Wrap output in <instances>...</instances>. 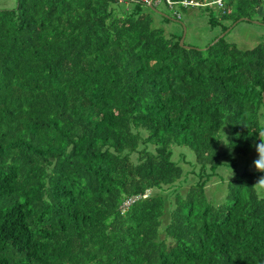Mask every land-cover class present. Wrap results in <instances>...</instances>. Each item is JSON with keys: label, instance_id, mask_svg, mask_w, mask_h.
<instances>
[{"label": "trees", "instance_id": "1", "mask_svg": "<svg viewBox=\"0 0 264 264\" xmlns=\"http://www.w3.org/2000/svg\"><path fill=\"white\" fill-rule=\"evenodd\" d=\"M172 1L219 35L264 23V0ZM121 2L0 9V264H264L237 160L264 132V40L186 48Z\"/></svg>", "mask_w": 264, "mask_h": 264}, {"label": "rangeland", "instance_id": "2", "mask_svg": "<svg viewBox=\"0 0 264 264\" xmlns=\"http://www.w3.org/2000/svg\"><path fill=\"white\" fill-rule=\"evenodd\" d=\"M216 3L220 6L221 0H218ZM121 4L125 9H129L132 6V4L130 3L129 5H127V2H121ZM16 7L17 0H0V9H15ZM158 8L156 9L157 15H153L157 24L162 26V29H164L165 32L168 34L180 33L182 35L181 41L184 40L186 43H189L191 45L188 47L197 48L199 50H205V46H207L208 44L213 45L217 40L216 39L214 42H212L215 37L219 35L218 33L220 32L221 27H217L215 30H212L209 25V18L207 14L202 13L200 9L199 12L195 13L197 14L196 17L194 13L191 14L193 18V25L185 23V27L188 25V27L185 29L184 25L182 24H184V21L187 22V20L182 19L183 21H181L177 19V15L173 12V8L168 7L163 2L158 5ZM260 14V17H262V10L260 11ZM161 17H167L170 19V21H167L166 23ZM228 31L230 32L227 34V39L230 42L236 43L241 49H253L256 45H258L261 41L264 40V23L259 19H254L251 22L244 21L237 24H232L229 26ZM220 37L221 35L218 36V38ZM182 154L187 156V159L190 160L191 155L188 153L187 150L183 149H175V160L181 159ZM254 157L255 152L253 151L252 154L248 157L239 156L237 158L240 172L243 170V168H246L248 171H253L251 169V164ZM194 179L195 177L191 176L189 182L185 183L182 190L185 191L190 186V182ZM219 183V179L214 180L210 184V189H213ZM224 190L225 189L223 188L218 193V198L222 199L223 195L225 194Z\"/></svg>", "mask_w": 264, "mask_h": 264}, {"label": "clouds", "instance_id": "3", "mask_svg": "<svg viewBox=\"0 0 264 264\" xmlns=\"http://www.w3.org/2000/svg\"><path fill=\"white\" fill-rule=\"evenodd\" d=\"M222 142L225 144L224 141ZM252 147L255 157L252 160L251 169L258 175L251 187L258 198H264V132H259V141H254Z\"/></svg>", "mask_w": 264, "mask_h": 264}, {"label": "crops", "instance_id": "4", "mask_svg": "<svg viewBox=\"0 0 264 264\" xmlns=\"http://www.w3.org/2000/svg\"><path fill=\"white\" fill-rule=\"evenodd\" d=\"M162 2H155L154 4H152L156 9L158 8V5L159 4H161ZM146 7H148L149 8V6H146ZM159 9V8H158ZM177 10L179 11V13L182 15V19H186L187 20V22H185L184 21V23H189V24H192L193 25V18H192V16H191V14H195L196 12H199V9H189V10H187L186 12H183V10H180V9H178L177 8ZM174 12V11H173ZM201 12V11H200ZM175 13V12H174ZM197 16V14H195V17ZM181 19V21H183ZM186 24V25H187ZM187 27H188V25H187Z\"/></svg>", "mask_w": 264, "mask_h": 264}, {"label": "built area", "instance_id": "5", "mask_svg": "<svg viewBox=\"0 0 264 264\" xmlns=\"http://www.w3.org/2000/svg\"><path fill=\"white\" fill-rule=\"evenodd\" d=\"M122 2L142 4L143 6H150L159 0H121ZM170 3V1L168 0ZM184 5H192L193 2H183Z\"/></svg>", "mask_w": 264, "mask_h": 264}, {"label": "bare ground", "instance_id": "6", "mask_svg": "<svg viewBox=\"0 0 264 264\" xmlns=\"http://www.w3.org/2000/svg\"><path fill=\"white\" fill-rule=\"evenodd\" d=\"M170 1V3L168 2V0H159L158 2H163L164 4H166L168 7H170V8H173L176 4L175 3H173V1L172 0H169ZM184 7H196V5L194 4V2H193V4L192 5H184V4H182ZM175 14L177 15V19H181L182 18V15L179 13V12H177V11H175ZM241 22V21H240ZM186 29V28H185ZM227 33H229V31H227ZM227 33H225V35L227 34Z\"/></svg>", "mask_w": 264, "mask_h": 264}, {"label": "water", "instance_id": "7", "mask_svg": "<svg viewBox=\"0 0 264 264\" xmlns=\"http://www.w3.org/2000/svg\"><path fill=\"white\" fill-rule=\"evenodd\" d=\"M149 8H151V9H152L153 11H155V12L157 11L156 8H155L153 5H150ZM184 35H185V34H184ZM224 36H225V34L221 35L220 38H217V40L215 41V43L218 42V41H219L221 38H223ZM180 45H181V46H184V40H182V41L180 42ZM185 47H186V48H191V47H188V46H185ZM263 96H264V94H263ZM263 100H264V98H263Z\"/></svg>", "mask_w": 264, "mask_h": 264}]
</instances>
